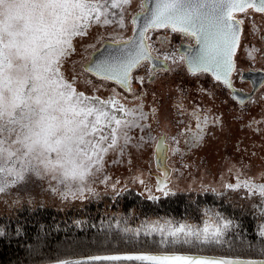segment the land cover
Returning <instances> with one entry per match:
<instances>
[{
    "label": "snow or ice",
    "instance_id": "snow-or-ice-1",
    "mask_svg": "<svg viewBox=\"0 0 264 264\" xmlns=\"http://www.w3.org/2000/svg\"><path fill=\"white\" fill-rule=\"evenodd\" d=\"M133 4L134 0H0V196L33 180L46 182L62 200L99 196L97 184L119 196L121 180L106 172L110 154L120 158L113 163H121L132 149L154 145L164 161L169 154L183 160L187 151L202 145L210 127H222L223 122L195 100L188 110L184 103L188 91L177 85V131L171 136L153 135V125L158 124L155 93L147 108L144 97L146 84H155L161 76L186 70L195 78L197 94L208 93L199 83L207 76L213 87L228 90L237 104L245 105V96L253 100L251 93L236 87V79H243L242 59L250 65L264 62V25L256 24L257 16L264 21V0H140L135 14ZM93 28L104 34L85 51H99L98 44L109 43L107 55L101 52L83 65V74L100 81L96 85L86 80L95 88L89 94L77 87L81 72L73 68L69 75L65 66L76 52L75 41L89 36ZM249 35L255 42L245 43ZM174 36L187 44L186 50L173 44ZM259 88L264 90V81ZM101 89L111 94L101 97ZM258 124L264 120L253 118L247 127L259 134L260 128H254ZM229 172L235 183H224L223 188L258 198L264 217V174L254 177L236 165ZM160 177L155 190L175 195L166 167ZM131 182L146 187L142 174L134 175ZM148 198L157 199L151 194ZM209 222L195 230L180 225L168 230L167 237L160 229L161 242L222 246L238 227L219 213ZM4 235L0 231V237ZM260 235L264 237V226ZM88 261L264 264V260L149 254L97 255Z\"/></svg>",
    "mask_w": 264,
    "mask_h": 264
},
{
    "label": "rangeland",
    "instance_id": "rangeland-1",
    "mask_svg": "<svg viewBox=\"0 0 264 264\" xmlns=\"http://www.w3.org/2000/svg\"><path fill=\"white\" fill-rule=\"evenodd\" d=\"M139 3L140 0H134L132 14L139 11ZM256 24L264 25V21L257 16ZM246 25L250 27L249 22H246ZM108 31L110 32L111 29ZM101 34H104L103 30L93 28L89 36L75 41L76 52L65 66L69 75L73 68L81 72V82L77 87L89 94L93 93L95 88L88 85L86 80L92 79L96 85H99L100 81L82 73L83 65L96 51L94 49L85 51V47L96 43L95 38ZM130 34L129 31L128 35ZM248 41L255 42V39L249 35L246 43ZM105 42L108 41L105 40L103 43ZM103 43L98 44L97 48L99 49ZM173 44L177 47L176 36L173 37ZM247 64L252 68L264 66L262 61H256L251 65L247 62ZM199 83L208 89V93L197 94L195 78L187 75L186 70L161 76L155 84H146L148 94L144 97V104L146 108L152 105L153 93H155L156 103L153 106L158 109V124L153 125L155 128L153 135L171 136L177 131V116L174 110L177 85H182L188 91V97L184 101L188 110L192 109L191 101L195 100L214 116L220 117L223 122L222 127H210L202 145L187 151L183 160L170 154L169 163L173 169L172 188L175 195L164 196L155 190L156 179L150 174L156 172L155 146L149 145L139 150L132 149L121 163H113L114 160L120 159L115 154L107 157V174L113 180H121L118 188L123 191L119 196H115L103 185L97 184L95 187L101 193L99 196H89L83 200L71 198L62 200L59 194L49 190L46 182L36 180L33 190L22 193L18 189L7 196H0V229L16 221H26L29 215L43 212L48 213L58 225L79 227L90 223L121 229L131 235H136L138 231L137 237L141 234L162 237L160 229L164 230L163 236L167 237L168 230L180 225L194 230L203 229L205 223L209 222V217L216 213L234 222L240 218H252L255 228L264 224L258 198L249 199L246 198L244 191H229L222 186L224 183H235L234 177L229 172L232 165L243 168L254 177L264 174V124L254 125V128H260L259 134L255 133L253 128L247 127L253 118L264 120V100L260 99L264 96V90L260 89L252 101L241 106L231 100L223 87H213L214 82L210 77H200ZM134 91H140L139 86H134ZM98 94L106 98L111 93L101 89ZM129 159L131 165L128 163ZM140 174L146 181V187L131 182L134 175ZM204 188L208 190L205 191ZM212 188L217 191L213 192ZM149 189L151 192L148 191ZM150 194L159 200L149 199ZM180 201L184 204L178 207ZM235 224L237 225L236 222ZM209 227H211L210 222Z\"/></svg>",
    "mask_w": 264,
    "mask_h": 264
},
{
    "label": "trees",
    "instance_id": "trees-1",
    "mask_svg": "<svg viewBox=\"0 0 264 264\" xmlns=\"http://www.w3.org/2000/svg\"><path fill=\"white\" fill-rule=\"evenodd\" d=\"M35 181L19 189L22 193L33 190ZM179 203L178 207L184 204L182 201ZM55 222L48 213L43 212L0 229L5 233L0 237V264H58L59 261L82 260L97 255L166 252L264 258V237L260 235L264 224L255 228L249 217L235 221L238 227H234L227 237L228 242L222 246L162 243L163 237L159 235L141 234L137 237L121 229L101 225L88 223L77 227Z\"/></svg>",
    "mask_w": 264,
    "mask_h": 264
},
{
    "label": "water",
    "instance_id": "water-1",
    "mask_svg": "<svg viewBox=\"0 0 264 264\" xmlns=\"http://www.w3.org/2000/svg\"><path fill=\"white\" fill-rule=\"evenodd\" d=\"M108 43L109 42L103 43V45L99 48V51H95V52H93L91 54L90 59L100 56L101 52H103L104 55H107L108 52L105 49H106V46H107ZM246 76H247V79L248 80H251L252 83H253V89H252V91L250 93L252 95V98H254V96L256 95V93L260 90V88H259L260 83L262 81H264V71H260V70L259 71H254V70H251L249 72H246ZM245 94H247V93H245ZM245 100H246V103L249 102L247 100V96H245ZM169 161H170V154H169L168 160L167 161H164L162 159V157L159 156L156 153L155 149H154V165H155V171L156 172H150V174H152L155 177L156 181H157V179L161 178L160 177V173H161L162 170L165 169V167L169 171L170 176L172 178L173 169L170 166ZM140 254H149V255H187V256H204V257H216V258H221L222 257V256H215V255L193 254V253H179V252H176V253H140ZM117 255H126V254H117ZM223 258L239 259V260H264V258H257V259L234 258V257H223ZM75 261H78V260H72V261H68V262H69V264H74ZM80 261H85V262H87L89 264L113 263V262H110V261L90 262V261H88V258L82 259ZM115 263L116 264H122V263H124V264H131V263H142V262H140V261H119V262H115ZM143 263H147V262H143Z\"/></svg>",
    "mask_w": 264,
    "mask_h": 264
},
{
    "label": "flooded vegetation",
    "instance_id": "flooded-vegetation-1",
    "mask_svg": "<svg viewBox=\"0 0 264 264\" xmlns=\"http://www.w3.org/2000/svg\"><path fill=\"white\" fill-rule=\"evenodd\" d=\"M247 28H248V25L245 24V29H247ZM245 43H246V41H245ZM176 45H177V47H180L182 51L187 49V44L186 43L182 44L181 38L179 36H176ZM239 67H240V71L242 73L243 79L242 80L236 79V87L243 89L244 93H250L253 89V83L251 80L247 79L246 72H249L251 70L264 71V66H262L260 68H258V67L252 68L247 64L246 61H243V59H242ZM234 79H235V77H234ZM225 91L228 92V90H226V89H225ZM228 94L230 95V98H231V93L228 92ZM231 100H232V98H231ZM232 101L235 102L234 100H232ZM166 253H176V252H166ZM179 253H182V252H179ZM215 256H222V255H215ZM222 257H226V256H222ZM131 264H142V263H131ZM143 264H147V263H143Z\"/></svg>",
    "mask_w": 264,
    "mask_h": 264
}]
</instances>
